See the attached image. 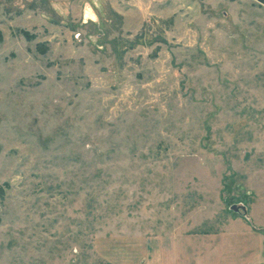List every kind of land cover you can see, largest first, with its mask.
I'll return each instance as SVG.
<instances>
[{"label": "rangeland", "instance_id": "374dc122", "mask_svg": "<svg viewBox=\"0 0 264 264\" xmlns=\"http://www.w3.org/2000/svg\"><path fill=\"white\" fill-rule=\"evenodd\" d=\"M0 264H264V0H0Z\"/></svg>", "mask_w": 264, "mask_h": 264}]
</instances>
